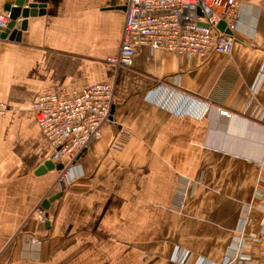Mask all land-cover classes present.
<instances>
[{"label":"crops","instance_id":"0c3cea01","mask_svg":"<svg viewBox=\"0 0 264 264\" xmlns=\"http://www.w3.org/2000/svg\"><path fill=\"white\" fill-rule=\"evenodd\" d=\"M240 1L230 54L140 46L118 67L108 58L126 0H26L45 13L27 17L21 41L0 39V264H170L187 250L225 260L264 162V0ZM70 82H114V106L60 190L59 170L37 172L53 149L32 103ZM57 193L47 227L34 210Z\"/></svg>","mask_w":264,"mask_h":264},{"label":"built area","instance_id":"2783aa9c","mask_svg":"<svg viewBox=\"0 0 264 264\" xmlns=\"http://www.w3.org/2000/svg\"><path fill=\"white\" fill-rule=\"evenodd\" d=\"M241 7L240 0H126L120 49L118 54L108 58V62L118 67L131 66L140 46L201 58L214 52L230 54ZM9 21L10 13L0 10V29L7 27ZM221 22L225 23V29L220 28ZM227 29L232 33L226 32ZM157 88L181 93L164 82ZM114 95V82H97L85 87L70 82L43 88L35 97L32 109L39 128L52 146L50 158L56 164H63L56 180L60 190L75 181L73 167L79 155L101 135L104 124L110 120ZM216 108L221 116L236 115L223 106ZM254 108L259 116L260 108ZM8 111V105L0 99V117ZM123 143L124 140L119 139L114 147L122 148ZM257 165L252 198L244 203L225 260L210 263L205 256H199L197 262H192L194 252L187 250L175 255L170 264H264V162H257ZM34 214L43 224L49 220L43 204ZM255 221L258 222L256 230ZM35 242L41 243V240L35 239Z\"/></svg>","mask_w":264,"mask_h":264},{"label":"water","instance_id":"95a60500","mask_svg":"<svg viewBox=\"0 0 264 264\" xmlns=\"http://www.w3.org/2000/svg\"><path fill=\"white\" fill-rule=\"evenodd\" d=\"M26 0H6L5 2V10L10 13V21L7 27L0 29V38L21 41L22 38V31L27 29V17L29 15L35 16L37 14H44L45 9L42 4H31L24 7ZM22 17L23 19H21ZM220 28L225 29V23H220ZM226 32L232 33L231 30L227 29ZM113 114V109H112ZM63 168V164H55L53 160L50 158L42 167L38 169V173H42L47 169H57L60 170ZM61 193H57L54 195L50 200H45L43 202V206L48 208L50 202L59 198ZM51 225V221L48 220L46 222V226L49 227Z\"/></svg>","mask_w":264,"mask_h":264}]
</instances>
